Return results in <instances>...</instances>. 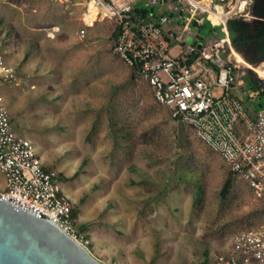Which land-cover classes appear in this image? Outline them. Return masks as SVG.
Masks as SVG:
<instances>
[{"label":"rangeland","instance_id":"1","mask_svg":"<svg viewBox=\"0 0 264 264\" xmlns=\"http://www.w3.org/2000/svg\"><path fill=\"white\" fill-rule=\"evenodd\" d=\"M85 1L0 0V55L28 79L0 93L13 129L58 171L88 249L105 264H199L264 225L248 183L231 175L221 196L228 165L115 53L114 22L83 25ZM242 59L235 86L264 69Z\"/></svg>","mask_w":264,"mask_h":264},{"label":"built area","instance_id":"2","mask_svg":"<svg viewBox=\"0 0 264 264\" xmlns=\"http://www.w3.org/2000/svg\"><path fill=\"white\" fill-rule=\"evenodd\" d=\"M59 2L68 0H56ZM254 0H175L177 12H152L134 18L135 9L155 6L158 0H86L83 25L113 21L118 32L114 51L128 66L136 67L151 87L155 100L170 117L190 127L197 139L215 151L233 175L250 186L264 205V104L255 108L241 97L235 86L241 53L230 41L226 23L234 17H252ZM93 15L92 19L90 16ZM209 17L225 33L229 51L217 59L192 31L194 22ZM81 35L85 29L80 30ZM194 34L192 44L180 39ZM178 43L183 49L173 50ZM196 54V55H194ZM223 57V58H221ZM214 60V62H212ZM244 62V61H243ZM258 77L261 76L256 69ZM16 69L0 55V88L18 81ZM0 170L8 194L38 207L57 224L87 246L75 229L74 205L60 189L59 173L43 165L28 137L12 126L10 112L0 93ZM199 264H264V225L237 233L225 251L202 259Z\"/></svg>","mask_w":264,"mask_h":264},{"label":"water","instance_id":"3","mask_svg":"<svg viewBox=\"0 0 264 264\" xmlns=\"http://www.w3.org/2000/svg\"><path fill=\"white\" fill-rule=\"evenodd\" d=\"M194 34L185 42L192 44ZM264 87V78L255 77ZM0 264H105L65 232L54 217L0 194Z\"/></svg>","mask_w":264,"mask_h":264},{"label":"trees","instance_id":"4","mask_svg":"<svg viewBox=\"0 0 264 264\" xmlns=\"http://www.w3.org/2000/svg\"><path fill=\"white\" fill-rule=\"evenodd\" d=\"M170 13V16H174L177 12V6L175 0H158V4L155 6H149L145 8L135 9L134 18L145 17L152 12L153 14ZM252 17H234L228 19L226 23L227 32L230 41L235 49H237L241 55L254 66L264 61V0H254L251 8ZM215 22V26L211 24ZM192 31L195 33L198 40L202 41L203 45H209L213 52L214 58L217 59L219 55H225L229 48L225 43V33L223 28L218 23L207 17L203 24H197L194 22ZM118 28L115 27L113 32V38H116ZM182 46L185 45V39H180ZM196 55V54H194ZM223 58V57H221ZM214 62V60L212 61ZM130 67V66H129ZM137 74H139L136 67H130ZM242 64L238 68V72L242 70ZM245 80V85L240 86L241 97L255 107L264 104V87L256 79L250 77V75L242 73L240 79ZM231 175L233 172L229 169V176L225 179L221 188V196H226L230 184ZM73 217L75 218V212L73 211ZM83 228V227H82ZM210 255L204 258L208 259Z\"/></svg>","mask_w":264,"mask_h":264},{"label":"crops","instance_id":"5","mask_svg":"<svg viewBox=\"0 0 264 264\" xmlns=\"http://www.w3.org/2000/svg\"><path fill=\"white\" fill-rule=\"evenodd\" d=\"M211 24L213 25V26H215V22H211ZM188 35V34H187ZM23 72V71H22ZM27 75H31V74H29V73H27ZM24 79V81L25 82H27L28 81V79H25V78H23ZM22 78H21V80L19 79L18 80V82H21L22 80H23ZM237 88H240V86H237ZM18 93H19V90H18ZM255 107V106H254ZM259 107V106H258ZM255 108H257V107H255ZM1 191V190H0Z\"/></svg>","mask_w":264,"mask_h":264},{"label":"bare ground","instance_id":"6","mask_svg":"<svg viewBox=\"0 0 264 264\" xmlns=\"http://www.w3.org/2000/svg\"><path fill=\"white\" fill-rule=\"evenodd\" d=\"M93 15L90 16V19H92ZM238 61H241V63H243V60H238ZM257 70V69H256ZM258 73L262 76L263 75V71H259L257 70Z\"/></svg>","mask_w":264,"mask_h":264}]
</instances>
